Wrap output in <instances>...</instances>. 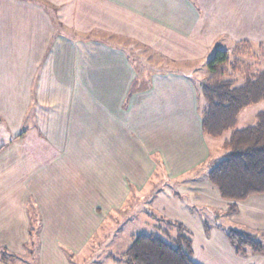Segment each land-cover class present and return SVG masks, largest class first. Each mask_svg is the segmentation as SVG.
Wrapping results in <instances>:
<instances>
[{"label":"crops","instance_id":"0c3cea01","mask_svg":"<svg viewBox=\"0 0 264 264\" xmlns=\"http://www.w3.org/2000/svg\"><path fill=\"white\" fill-rule=\"evenodd\" d=\"M92 30L198 63L229 42L264 44V0H0V248L24 252L32 198L42 215L41 264H104L87 247L103 210L120 208L132 182L149 189L156 162L165 180L152 205L191 233L196 264H264V255L237 256L224 234L264 233V194L228 214L232 202L206 178L222 149L212 151L202 135L194 84L178 73L151 74L144 84L126 49L74 36ZM154 132L165 141L149 154L144 141ZM101 195L108 204H94ZM69 226L82 237L71 238Z\"/></svg>","mask_w":264,"mask_h":264},{"label":"trees","instance_id":"16d2710c","mask_svg":"<svg viewBox=\"0 0 264 264\" xmlns=\"http://www.w3.org/2000/svg\"><path fill=\"white\" fill-rule=\"evenodd\" d=\"M259 47L241 41L231 49L214 48L197 69L184 68V64L177 65L155 53L163 66L156 70L144 69L147 78L153 72L178 73L194 84L202 135L221 141L222 155L209 167L206 178L222 199L232 202L228 214L236 212L234 203L264 194V109L255 115L253 124L238 126L241 111L264 103V65L260 62L261 58L264 60V50L259 51ZM148 50L144 47L142 52ZM132 56L127 54L131 63ZM148 62L145 60L144 63ZM205 69L206 76L197 81L196 72ZM146 79L144 84L149 86ZM146 216L174 229L175 237H170L166 231L165 237L156 232L141 234L132 239L125 251L109 253L107 259L116 264H196L192 260L191 233L181 223L150 212H146ZM158 228L154 226L155 230ZM204 229H207L206 224ZM31 231L30 240L33 237ZM224 234L237 256L264 255V233L251 234L227 228ZM0 263L10 264V261L0 253Z\"/></svg>","mask_w":264,"mask_h":264},{"label":"rangeland","instance_id":"374dc122","mask_svg":"<svg viewBox=\"0 0 264 264\" xmlns=\"http://www.w3.org/2000/svg\"><path fill=\"white\" fill-rule=\"evenodd\" d=\"M74 36L76 38H83V39H102V38H107L108 40H111L112 43L110 42V46H113L115 48L121 47L124 48L128 51V55L129 57H131L132 55V65H133V71H134V76L138 77L139 79L141 77H143L144 79L147 78L148 74L145 75L144 73V69L146 68H150V69H157V68H161L162 65V61L159 60V58L155 55V51H153L152 49H149L148 51L142 52V50L144 49V47L141 45L140 43L136 42L135 40H132L130 37L127 36V38L124 37H118V36H107L106 34H103V32L97 31V30H92L91 33L85 34V35H78L76 33H74ZM116 37V38H115ZM113 39L115 41H113ZM252 46L259 47V51L264 50V44H258L255 45L254 43H251ZM233 43H227L225 44L223 47L221 45H219L218 48L221 49H231L233 47ZM147 48V47H146ZM145 60L149 61V64H145ZM263 58L260 59V62L263 63ZM177 63V62H176ZM202 62H198V63H192V64H184V68H199ZM136 64V65H135ZM181 65L183 63H180ZM179 65V63L177 64ZM264 65V64H263ZM188 69V68H187ZM197 76H196V80L197 81H201L203 79V77H205V73H206V69L205 71L202 72H196ZM204 73V74H203ZM150 74H154L150 73ZM150 76V75H149ZM143 85V83H142ZM264 109V103H259L256 104L254 106H250L246 109H244L243 111H241V113L238 116V124L239 125H244L245 126H249L251 124H253L254 120H255V115ZM164 139H159L157 137V133H149L147 135L146 140L144 141V147H143V151L144 152H148L149 154L151 153H155L156 150L158 149V147L160 145L164 144ZM220 143V140H215V139H209V144L210 147L212 149V151L215 150L217 144ZM142 151V152H143ZM161 164V163H160ZM160 164L156 163L149 164V168H148V173H149V184L151 185V187L149 189H144V191H138V189L140 190L142 184L141 182H132V184H130V186L133 188H131V195L127 196V200L129 202V205L127 210H125V202L127 201L125 199V197L121 198V202L122 206L116 210H112L108 215H106L104 217V212L105 210H103L104 212H102V221L97 222V224H99V228L96 231V233L94 234V236L92 237V241H90L87 245L88 251L90 254H95L94 258L95 260L101 261L102 263H106V255L109 253H121L124 251V249H126L129 244H130V235H132V238H134L135 236L138 235V232L143 228V232L142 234H147L150 232H156V230L154 229V221L150 220L147 216H145L141 211L142 210H146V212H150L155 214L156 216H161V217H165L164 214L158 213L155 211L154 207H153V201L156 197L157 194H154V192L156 191V189L161 186V182L164 181L165 179H160L157 175L159 173V167ZM73 181H70V185H72ZM154 194V195H153ZM29 200H27V209L29 212V219H30V226H29V235H28V240L27 242L23 245L24 248V252L23 253H13L9 250H7L6 248H0V253L2 255H5L8 259V261H10V264H41V260H40V245H41V239H40V232H41V227H42V215L39 212L38 207L36 206L35 200H33L32 198H28ZM90 202V201H89ZM98 203V205L102 206L104 204H108L107 198H105L103 195L100 196V200H94V204ZM124 203V204H123ZM148 209V210H147ZM114 211V212H113ZM137 214V215H136ZM136 215V216H135ZM131 217L137 218V224L136 225L135 222H130L131 221ZM135 218V219H136ZM125 219L127 220V222H125ZM138 219H140L138 221ZM168 219V218H166ZM206 219V218H205ZM209 219V217L207 218V220ZM142 220H144L145 223L147 224H143L142 225ZM170 220V219H169ZM221 224L225 225V223L227 222L226 217H221ZM120 221V222H119ZM119 222V224H124L123 227H121L120 229L117 228L119 225H117ZM152 222V224H151ZM142 226H141V225ZM142 227V228H141ZM67 228V227H66ZM68 231L71 232V238H74L76 241L78 240V237H82V233H81V227H76V226H69ZM30 230H32L31 232H33V237L30 240ZM79 230V233H77V235H75L76 231ZM100 230V231H99ZM98 234V235H97ZM90 235V233H89ZM97 236V237H96ZM1 250H4V252H1ZM74 251V250H72ZM63 254H71L70 250H65L63 251Z\"/></svg>","mask_w":264,"mask_h":264}]
</instances>
